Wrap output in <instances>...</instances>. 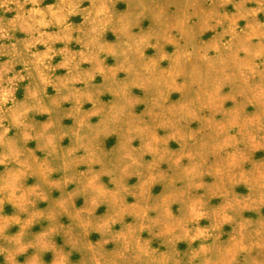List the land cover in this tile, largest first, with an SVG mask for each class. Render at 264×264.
<instances>
[{
  "label": "clouds",
  "instance_id": "9594fccd",
  "mask_svg": "<svg viewBox=\"0 0 264 264\" xmlns=\"http://www.w3.org/2000/svg\"><path fill=\"white\" fill-rule=\"evenodd\" d=\"M117 2L89 0L90 6L81 8L83 0H57L56 4L41 8L43 0H0V9L5 13L15 12L10 20L4 21L0 17V56L8 57L5 63L0 64V129L3 130L0 132V149L3 150L0 152V165L6 168L5 173L0 175V210L6 202L16 209V215L12 218L0 216V255L5 257V264H17L19 255L36 247L42 251H52L56 257L55 264H66L67 261V255H59V249L44 242L45 237L57 234L55 227L36 234L34 241L22 243L27 230L35 224L33 216L38 215L41 220L56 219L55 213L45 217L44 212H31L39 200H47L48 197L42 191L38 192L40 185L25 187L24 181L29 175H38L44 184L54 186V190L67 187L73 180L77 181L76 192L90 202L91 207L86 209L90 215L82 218L80 211L75 215L69 214L74 225L68 227L64 235L68 237L69 245L75 246L80 240L74 234V229L82 230L85 238L83 247L90 254L87 264H117V260L128 264L129 252L133 253V264L141 262L143 258H147L144 264H160L150 253L148 242H141V231H147L157 238L163 237L162 242L172 246L162 257L166 264H181L176 243L187 241L191 248V244L198 239L205 242L201 243L199 249L190 251L187 264H194L197 260L200 264H239L241 254H244V264H264V217L252 222L242 216L244 211L259 213L264 208V170L260 168L264 162L254 161L247 155L248 152L264 148V22L258 19L259 14L264 12V0H211V12L205 16L193 13L200 21L196 25H188V16L175 24L171 23L164 9L154 0H126L128 11L124 13L116 11ZM229 3H233L235 13L216 10ZM248 3H255L257 7L247 8ZM28 5H32L30 10L27 9ZM73 15H81L83 23H70ZM148 16L154 20L156 27L134 33L132 29L138 28L141 20ZM210 20H215V24H210ZM240 20L246 22L244 29H238ZM224 21L230 23L210 45L202 49L209 70L208 79L202 83L199 69L193 66L188 70L186 67L188 53L181 51L180 42L171 35V31L178 28L180 40L191 45L197 29L200 32L214 31ZM51 27L58 28V31L48 32L47 29ZM109 30L117 36L116 43L103 39ZM17 32L24 33L25 39H17ZM226 36L231 39L224 43ZM253 39L258 42L253 44ZM5 40L10 43H3ZM153 40L155 43L151 42ZM73 42L80 45L81 51L69 48ZM56 43H63L64 48L53 50ZM40 44L46 49L43 53L32 51ZM168 44L176 47L177 51L171 55L166 53ZM148 48L155 49L158 55L145 56ZM209 50H215L216 57L209 58ZM194 51L201 49L194 47ZM241 52L245 54L243 59L239 55ZM57 55L62 56V60L60 64L53 65L51 61ZM102 56H111L117 61L116 65H107ZM258 59L260 63H256ZM164 60L169 61V69L160 67ZM84 63L90 67L82 68ZM17 65H22L23 72H14ZM230 67L235 70L229 75L226 69ZM59 68H64L67 75L54 76ZM121 72L125 74L123 80L119 79ZM215 72L236 86L233 93L223 99H232L235 103L237 96L243 97L245 106L251 103L257 107V114L249 116L243 113V108H234L231 111L216 109L208 117L197 116V112L214 103L221 89L220 76L211 75ZM96 76L102 77L103 85H95ZM181 76L185 77V82L177 84L176 80ZM256 77H259V82L251 83ZM25 80L30 81L25 89V98L18 100L15 96L17 85ZM77 84L83 87H76ZM49 86L56 92L54 97L47 96ZM133 88H140L149 98H134L131 95ZM205 88L210 90L205 91ZM173 91H180L187 98L168 105ZM106 93L113 97L110 103L101 100ZM46 99L49 101L47 104ZM141 102L146 104L145 115L152 118L155 127L135 115V107ZM65 103H70L72 107L63 110ZM85 103H91L92 108L85 111ZM33 113L47 114L49 120L43 123L29 120ZM217 115H222L224 120L216 121ZM93 116L99 117V123H91ZM66 118L73 120L74 127L63 128L62 121ZM192 120L206 123L210 129L207 139L197 141V131H184L183 125ZM233 127L237 129L236 135H228ZM12 128L17 130V135L8 137L7 133ZM157 129H164L167 137L159 138ZM203 130L201 128L199 131ZM113 134L118 136L114 153L103 149V141ZM237 136L242 139L237 140ZM65 137L73 140L68 149L61 147ZM177 138L183 141V150L179 154L167 148L161 151L156 143L158 139L166 143ZM136 139L141 141L140 149L131 146ZM30 140L37 142L36 151L46 153L43 161L37 160L34 151L20 147ZM189 140L192 141L191 147ZM240 144H243V149L239 147ZM228 147L233 151L212 165L217 179L212 186L216 188L213 196L219 195L225 200L220 207L209 210L204 197H193L187 189L181 191L175 200L182 206L180 216L170 211L167 198L163 202L148 203L145 185L154 179L152 172L160 163L168 162L175 166L177 178L186 179L188 189L207 188L209 186L203 184V177L209 173L203 170V166L208 155L219 156ZM80 150H83V156L76 155ZM145 155H151L152 162L142 163ZM185 157L189 160L187 166L182 165ZM54 160L60 161L58 168L52 166ZM34 163L38 165L37 172L32 171ZM245 164H250L251 169L245 170ZM79 165H87V172H76ZM97 165L100 172L94 170ZM133 168L145 169L148 174V179L142 180L139 190L135 192L122 183L133 174L144 176L142 171L130 172ZM57 171L63 174L62 179L50 180V175ZM103 175H108L117 185L115 190H108L103 185ZM196 180L200 182L193 183ZM239 183L245 184L249 192H255L256 196L240 198L231 196L227 189L220 191L225 184L234 188ZM34 195L38 199H30ZM127 195H133L137 203L127 205L126 208L132 211L126 213L122 205ZM72 200L73 195L68 194L58 203L67 212L65 205L71 204ZM102 203L113 214L97 217L93 221L91 216ZM150 211L157 215L149 217ZM125 214L133 216L135 225H126L120 232L113 233L112 225L121 222ZM22 215L29 218L22 221ZM202 219L210 221L208 227L200 226ZM224 224H233L234 234L227 242L221 243L220 229ZM13 225L20 226L19 235H6V230ZM91 231L99 232L103 242L93 244L87 241ZM208 240L211 243H207ZM108 243L122 244V249L115 254L106 253L104 245ZM36 259L34 253L32 261Z\"/></svg>",
  "mask_w": 264,
  "mask_h": 264
},
{
  "label": "rangeland",
  "instance_id": "374dc122",
  "mask_svg": "<svg viewBox=\"0 0 264 264\" xmlns=\"http://www.w3.org/2000/svg\"><path fill=\"white\" fill-rule=\"evenodd\" d=\"M151 2V0H150ZM156 4H159L163 9L164 13L167 17L170 18V22L175 24L179 20H184L185 16L190 17L188 19L187 23L188 25H196L200 21L196 15H193V13H199L201 16H205L206 13L212 11V3L211 0H154ZM219 2V0H218ZM57 3V0H43V3L40 5L41 8H45L49 5H54ZM89 0H83V3L80 5L81 8H88ZM32 5H28L27 9H31ZM247 8L254 9L257 7V4L255 3H248L246 5ZM116 11L123 13L128 10V3L126 0H118V2L115 4ZM217 11L221 13H235L236 9L233 5V3H229L226 7H218L216 9ZM15 12H7L5 13L4 10L0 9V17L3 18L4 21L10 20L14 18ZM259 21L264 22V12H261L258 16ZM70 23L73 25H80L83 23V17L81 15H73L70 17L69 20ZM210 24H215V20H210ZM230 22L224 21L223 25L220 27H216L215 30H207L200 32L198 29L194 33V39L192 41L191 45H186L184 40H180V33L178 28H173L171 31V35L175 37L179 42L181 46V51L186 50L188 53L187 56V65L186 67L188 70H191L193 66L197 67L199 69L200 73V79L201 82L207 80L209 77V70L207 68L208 61L203 58L204 53L202 51L203 48L210 45L214 38L217 36L218 33L222 32L225 27L228 26ZM246 25V22L244 20L238 21V29H244ZM156 27V24L154 20L151 18V16H148L141 20L140 26L138 28L132 29L134 33L140 32L141 29L148 31ZM48 32L55 33L58 31V28L51 27L47 29ZM17 39L23 40L25 39V34L21 32L16 33ZM104 40L110 42V43H116L117 36L113 34L111 30L107 31L103 37ZM229 39H231L230 36H226L224 38V43H226ZM152 43H155V41H151ZM258 41L256 39H253L252 43L255 44ZM3 43H10V41H3ZM219 46V45H218ZM194 47L196 49H201V51H194ZM64 48L63 43H56L53 45V50H59ZM69 48L73 51H81V47L79 44L73 42L69 45ZM44 45H36L32 51H45ZM166 53L169 55L175 53L177 51L176 47H174L172 44H168L165 48ZM223 51V49H221ZM216 51L215 50H209L207 52V56L209 58L216 57ZM158 53L153 48H148L145 50V56L147 57H156ZM240 58H244V53L241 52ZM103 59H106L105 63L109 66L116 65L117 61L112 58L111 56L107 57H101ZM8 57L6 56H0V64H3L7 61ZM62 60V56L57 55L51 63L53 65L60 64ZM256 63H260V60L258 59ZM217 68L219 65H216ZM82 68L88 69L90 65L88 63H84L81 65ZM161 68L169 69V61L164 60L160 64ZM235 69L228 68L226 69L227 74H231ZM14 72L21 73L23 72L22 65H17L14 68ZM12 73H9L11 75ZM26 75V73H25ZM54 76H66L67 72L64 68H59L57 71L53 74ZM124 73H119V79L123 80ZM212 76H220L219 72L211 73ZM222 86L217 94L214 103L210 104L207 108L202 109L201 111L197 112V116H203L208 117L212 115V112L216 109H223L231 111L234 108H243V113L246 115H255L257 114V107L254 106L251 103L246 104L243 97L237 96L236 102L234 103L232 99H223L224 97H228L231 93H233L235 85H233L230 81L223 80V76H220ZM26 82H29V80H25L22 83H19L17 85L15 96L18 100H22L24 96V90H25V84ZM185 82V77L181 76L177 78L176 83L177 84H183ZM259 82V77H256L251 81V83H257ZM95 85L100 86L103 85L104 81L102 77L96 76ZM76 87L82 88V84H77ZM210 89L205 88V91H209ZM56 95V92L54 88L47 87V96L48 97H54ZM131 95L134 98H137L138 100H147L149 97L145 95V92L142 91L140 88H133ZM187 97L183 96L180 91H173L171 93V96L168 99V105H171L173 103H179L182 100L186 99ZM223 99V102L221 103V100ZM101 100L105 103H110L113 100V97L110 94H104L101 96ZM205 101H207V97H205ZM8 106H11L10 104ZM72 105L70 103L63 104V110H67L71 108ZM83 108L85 111H88L92 108L91 103H85L83 105ZM135 115L141 116L147 123L152 124L153 127L155 125L153 124V120L148 115H145L146 113V104L144 102L138 103L135 107ZM36 121L38 122H46L49 120V117L47 114H31ZM264 118V116H262ZM216 121H222L224 120V117L222 115H217L215 117ZM92 124L99 123V117L93 116L91 118ZM63 128L67 130L68 128L74 127V122L70 118H66L62 121ZM184 131L187 132L189 130H195L197 131L196 140L201 141L203 139H207L210 129L207 127L206 123H203L199 120H192L190 123L183 125ZM201 128H203V131H199ZM11 131V130H10ZM8 132V134L10 133ZM157 135L159 138H165L167 137L168 133L164 129H157ZM237 132V129L233 127L231 131L228 133V135L235 136ZM224 137H221L223 139ZM242 137L237 136V140H241ZM73 140L69 137H65L63 141L61 142V147L63 149H68L70 145H72ZM157 145L161 151H163L165 148L171 150L173 153L179 154L183 150V141H180L177 139H171L165 141L163 139L157 140ZM189 147L192 146V141H188ZM27 150H32L35 152V157L38 159L44 158L45 159V152L43 151H36L37 146L35 140H30L25 144ZM118 146V136L113 134L110 135L106 140L103 141V149L108 152H113L115 148ZM133 148L140 149L141 148V141L139 139H136L132 142L131 145ZM239 147L243 149V144H240ZM1 150V149H0ZM233 151L231 147H228L221 151L219 153V156L215 155H208L206 162L204 163L203 170L208 172L209 174L205 175L203 177V184L209 186L207 188H191L188 189V181L186 179H178L177 178V169L175 166L170 165L168 162H162L159 164L157 169H154L152 172V176L154 177L153 180L150 181L149 184L145 185V192L148 197V203H159L165 201V198H167V202L170 204V211L175 216H180L182 214V206L180 203L175 202L176 198L179 196V193L184 190H188L189 194L193 197H204L205 201L207 202L206 207L211 210L214 208L220 207L225 200L219 196L216 195L213 196V193L216 192V188L212 187L217 183V179L215 178V169L212 167V165L216 164L218 160H222L223 157L226 155V153ZM82 153H77L78 156ZM247 155L250 156V158L254 161L258 162H264V148L258 149L254 152H248ZM153 157L151 155H145L142 158V163L148 164L152 162ZM60 162V161H59ZM189 164L188 158L182 159V165L187 166ZM38 166V165H37ZM245 170H250L251 165L245 164L244 166ZM58 168V166H57ZM261 170H264V164L260 165ZM35 169V168H34ZM87 165H79L76 167V172H87ZM94 170L96 172H100V166H95ZM38 171V167H37ZM132 173H136L137 171L144 172L143 177H138L137 175L133 174L131 176H128L126 179L123 180L124 186L131 189L133 192L138 191V186L142 183V180L148 179V174L145 169H137L133 168L129 170ZM63 174L61 172H57L53 175L52 181H59L62 179ZM239 178V176L237 177ZM27 186L28 188L34 187L36 184V179L33 175L28 176ZM42 181V179H41ZM101 182L108 190H115L117 185L112 183L111 178L108 175H103L101 177ZM199 180L193 181V183H199ZM42 190L45 192V195L48 197L47 200H39L37 203V211L38 212H44L45 217L49 213H55L56 219L49 221L48 219L41 220L38 215L33 216L35 224L30 227L27 230V235L22 239V243H28L30 241H34L36 234H41L43 231H46L50 227H55L57 229V234L53 237L52 235H49L44 238V242L47 243L50 247L54 245L57 249H59V255H67V261L66 264H87L90 254L85 250L83 247L85 243V238L82 235V230L79 228L74 229V234H76L79 237L80 243L76 244L75 246H70L68 243V237L64 235L65 230L68 227H71L74 225V221L71 219V215H75L76 212L80 211L81 217L89 216L90 213L86 211V209H89L91 207L90 202H86V198L83 196H80L77 194L76 189L78 188V183L76 180H73L70 182L67 187H63L60 190H54V186L47 185L43 183ZM225 189L229 190L231 196L233 197H240V198H248V197H255L256 193L249 192V188L243 184L239 183L234 188L231 187L229 184H225L224 188H222L220 191H224ZM68 194L73 195L72 203L69 205H65L67 208V212L64 211L63 208L60 207L58 201L61 199L67 198ZM31 198H36L35 195ZM136 198L133 195H127L125 197V204L122 205V208H125L126 213L131 212L132 209L126 208L127 205H134L136 204ZM50 206V209H47ZM85 210V211H81ZM95 214L91 216L93 221L96 220L97 217H104L107 215L113 214L109 207L107 205H104L103 203L95 208L94 210ZM16 215V212H13L12 206L9 203H5L2 207V210H0V216H5L8 218H12ZM157 215L156 212H149V217H155ZM244 219H247L252 222H256L260 220L262 217H264V208H261L259 213L257 211H244L242 214ZM20 219L27 220L28 217L26 215L20 216ZM135 220L132 215L125 214L124 219L112 225V232L118 233L120 232L124 226L126 225H135ZM201 227H208L210 221L207 219H202L200 222ZM233 224H224L223 227L220 229L221 233V243H225L228 241L231 235H233ZM20 233V226L19 225H13L10 227V229L6 230V235H12L17 236ZM139 237L141 242H148L147 247L152 255H154L159 261L160 264H166L165 261H163L162 257L164 254L168 253L171 250V245H167L166 243H163L162 241L165 239L163 237L157 238L155 235L150 236V234L147 231H141L139 233ZM87 241L92 242L93 244H100L103 242V238L99 232L91 231L89 236L86 238ZM205 241L198 239L193 244H191V248L187 241H180L176 243L175 248L176 251H178L181 254V264H187L188 261V254L191 250L199 249L201 243H204ZM2 243V242H0ZM207 243H211V240H208ZM122 249V244L117 243H108L104 245V251L109 254H115L117 251ZM36 254V256L41 259L35 262H31L29 264H55L54 254L50 250L42 251L40 247L36 248H30L26 253L21 254L17 257V264H27V259H29L31 256ZM133 253L129 252L127 254L128 256V264H133L131 257ZM255 255V252L253 253ZM147 258H143L141 262H135V264H144V261H146ZM239 264H244V254H241L238 257ZM0 264H5V257L0 255ZM117 264H124L123 261L117 260ZM170 264V262H168ZM194 264H200V261L197 260L194 262Z\"/></svg>",
  "mask_w": 264,
  "mask_h": 264
},
{
  "label": "crops",
  "instance_id": "0c3cea01",
  "mask_svg": "<svg viewBox=\"0 0 264 264\" xmlns=\"http://www.w3.org/2000/svg\"><path fill=\"white\" fill-rule=\"evenodd\" d=\"M127 11H128V10H127ZM125 12H126V11H125ZM123 13H124V12H123ZM41 53H43V51H41ZM29 82H30V81H29ZM29 82H26V84H25V89H26V87H27V85H28ZM24 98H25V90H24V96H23L22 100H23ZM47 103H49V101L46 99V100H45V104H47ZM30 115H31V114H30ZM29 120H35V121H36V119H35L32 115L29 116ZM40 123H42V122H40ZM5 126H7V122H5ZM2 131H3V130L0 129V132H2ZM16 135H17V130H16L15 128H12L9 134L7 133V136H8V137H15ZM35 142H36V141H35ZM36 146H37V142H36ZM20 147L26 149V146H25V144H23V143L20 145ZM115 150H116V148H115ZM115 150L113 151V153L115 152ZM2 151H3V150L1 149L0 152H2ZM77 153H82V154H79L78 156H83V155H84L83 150H80V151H78ZM77 153H76V154H77ZM45 157H46V153H45ZM21 159H23V157H21ZM37 160H38V161H43L44 158H41V159H38V158H37ZM59 164H60L59 160H54V161H52V166H53V167H57V166L59 167ZM13 167H17V166H16V165H13ZM37 167H38L37 164L34 163L32 171L37 172ZM34 168H35V169H34ZM5 171H6L5 166L0 165V175H2L3 173H5ZM57 172H60V171H57ZM57 172H55V173H57ZM55 173H54V174H55ZM54 174H51V175H50V180H52V177H53ZM33 176H34L35 179H36V184H35V186L40 185V187L38 188V192H41V191H42L44 195H49V194H45V192L42 190V188H43V186H44V185H43V181H41L42 178H40L38 175H33ZM27 180H28V178H27ZM24 185H25L26 188H28V186H27V181H24ZM17 195H19V193H17ZM9 204H11V203H9ZM11 206H12L13 212H16V209L13 207L12 204H11ZM47 209H50V206H49ZM36 211H37V205H36L35 208H32V209H31V212H32V213H36ZM27 217H28V216H27ZM28 218H29V217H28ZM32 257H33V256H31L29 259H27V264L33 262V261H32ZM38 260L41 261V259H39V258L37 257L36 261H38ZM36 261H35V263H36Z\"/></svg>",
  "mask_w": 264,
  "mask_h": 264
}]
</instances>
